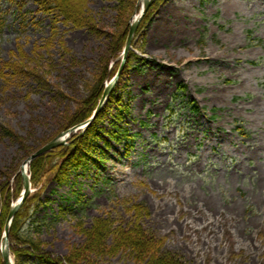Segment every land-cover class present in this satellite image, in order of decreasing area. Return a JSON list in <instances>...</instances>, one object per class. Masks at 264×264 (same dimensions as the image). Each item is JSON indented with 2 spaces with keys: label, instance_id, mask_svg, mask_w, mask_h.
Returning a JSON list of instances; mask_svg holds the SVG:
<instances>
[{
  "label": "rangeland",
  "instance_id": "obj_1",
  "mask_svg": "<svg viewBox=\"0 0 264 264\" xmlns=\"http://www.w3.org/2000/svg\"><path fill=\"white\" fill-rule=\"evenodd\" d=\"M21 1L0 0L3 203L20 198L16 175L29 155L114 80L120 10L133 4L87 0L90 30L35 0L20 9ZM148 12L152 20L141 23L118 84L85 131L95 132L86 165L63 184V148L45 154L27 197L39 206L22 235L64 258L103 220L112 231L140 226L163 241V257L185 264H264V0H156ZM88 261L144 264L124 250Z\"/></svg>",
  "mask_w": 264,
  "mask_h": 264
},
{
  "label": "trees",
  "instance_id": "obj_2",
  "mask_svg": "<svg viewBox=\"0 0 264 264\" xmlns=\"http://www.w3.org/2000/svg\"><path fill=\"white\" fill-rule=\"evenodd\" d=\"M71 1L78 12H80V17H77L76 14H74V12L70 9V7L68 6V0H35V2L39 5V10L46 13L54 12L56 13V15H61L63 17L66 16L68 17V20H72L71 22H73L76 26L87 27L90 30H94L95 22L93 18L89 17V15L88 17L83 16V14L85 13L83 11L85 10L87 5V0H84L83 3H80L76 0ZM131 1L133 2V4H131V7L129 9L120 10V15L125 13L126 16L124 15L125 27L121 34L122 44L117 57L125 47L130 31V23L132 21L131 16L133 10H135L138 0ZM149 1L150 10V8L153 7L156 3V0ZM24 4L25 0H22L20 9L23 8ZM129 11L130 13L127 15V12ZM151 17V14H149L148 12L142 23L147 25L150 20H152ZM119 66L120 62L116 64V70H113V74L117 71ZM104 89L105 86L100 85L98 89H96V95L91 98V101L89 103V111L84 115L75 118L70 125L63 128L62 131H60L56 135L58 136L61 133H65L66 131L70 130L71 128H74L82 123H86L92 117L94 111L97 109L104 93ZM2 131L4 133V136H10L8 131ZM94 133L89 130L86 133L84 132L82 137H80L78 133H74L71 135L69 140V145H71V148H68L67 146L61 147L63 148V151L57 158L61 159L62 164L58 165L56 170L58 171L59 169L60 172L59 176L57 177L60 183L64 184L68 182V176H70V173L73 170L75 171L80 165H86L85 158L90 157V149H92L91 144L95 141L91 139V136L93 137ZM46 158L47 155L39 157L30 165L31 187L29 195L32 193V187L34 185H37L41 180L40 173H43L46 168ZM18 177L20 178L22 188V175H16V179ZM18 196H16V200L13 199L11 203L7 201L3 203L2 199H0V264H5L1 254V245L3 242L5 226L12 206L19 199ZM37 202L38 201H36L33 197L27 198L25 203L17 213L10 229L9 238L11 243V252L17 264L18 262L19 264L24 263V261H27L29 257H33L35 262H39L38 264H90L88 259L91 254H100V256L111 255L113 253H116L117 251L120 252L121 250L131 251L135 254L137 261L144 264H185L183 260L177 258L174 254L163 257L161 253L162 249L164 248L163 241L161 242L160 240H157L147 231H144L140 226H135L128 229L119 228L118 230L112 231L111 226L108 224V222L103 220L99 221L96 227L89 232L90 238L81 249H78V251L73 252L72 254H69L64 258L55 257L53 256V254H50L44 249V245L41 239L35 240L31 237L25 238L22 235L24 229L26 228L27 220L32 216L33 211L31 209L33 206L37 205ZM38 206L39 204L35 207V210H37ZM29 215L31 216L29 217ZM111 236L113 237V241L111 246H108L107 240Z\"/></svg>",
  "mask_w": 264,
  "mask_h": 264
},
{
  "label": "water",
  "instance_id": "obj_3",
  "mask_svg": "<svg viewBox=\"0 0 264 264\" xmlns=\"http://www.w3.org/2000/svg\"><path fill=\"white\" fill-rule=\"evenodd\" d=\"M141 3H142L141 14H140L139 18L131 25L129 36H128V39H127V42L125 45V49H124V53H123L122 62H121V65L119 67V70H118L114 80L111 82V84L105 90V92L102 96V99H101L97 109L95 110L93 117L89 120V122L84 127L79 126V127H76L74 129L70 130L69 134L76 131V130H86L93 124V122L97 119L100 112L102 111V109H103L104 105L106 104L108 98L112 94L115 86L118 84V81H119V79L122 75V72L126 66L133 39L137 33L138 27H139L142 19L146 15V13L149 9V6H150L149 0H140L139 4L141 5ZM65 136L66 135H62V136H60V138L58 140L51 141V142L47 143L46 145L42 146L35 153H33L31 156H29L28 159L24 162V164L21 167V170L23 171V178H24L23 191H22L20 200L11 209V211L9 213L8 220H7V223L5 226V236H4V240L2 243V257H3L5 264H13L12 263V254H11V249H10V240H9L10 228L12 226V223H13L18 211L20 210V208L24 204V202L27 199V197L29 196V192H30V181L28 178V165L32 161H34L35 159H37V158L41 157L42 155H44L45 153H47L48 151L56 148L57 146L65 144L66 143V142H64Z\"/></svg>",
  "mask_w": 264,
  "mask_h": 264
},
{
  "label": "bare ground",
  "instance_id": "obj_4",
  "mask_svg": "<svg viewBox=\"0 0 264 264\" xmlns=\"http://www.w3.org/2000/svg\"><path fill=\"white\" fill-rule=\"evenodd\" d=\"M141 4H142V3H141ZM101 99H102V98H101ZM86 124H87V122H86V123H82V124H80V125H78V126H76V127H79V126L84 127Z\"/></svg>",
  "mask_w": 264,
  "mask_h": 264
}]
</instances>
